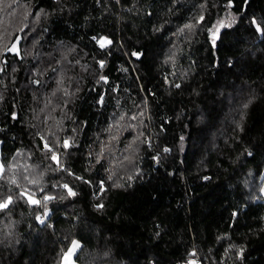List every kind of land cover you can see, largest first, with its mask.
<instances>
[{
  "label": "trees",
  "instance_id": "trees-1",
  "mask_svg": "<svg viewBox=\"0 0 264 264\" xmlns=\"http://www.w3.org/2000/svg\"><path fill=\"white\" fill-rule=\"evenodd\" d=\"M19 1L47 17L1 64L0 264H264V0Z\"/></svg>",
  "mask_w": 264,
  "mask_h": 264
},
{
  "label": "rangeland",
  "instance_id": "rangeland-1",
  "mask_svg": "<svg viewBox=\"0 0 264 264\" xmlns=\"http://www.w3.org/2000/svg\"><path fill=\"white\" fill-rule=\"evenodd\" d=\"M47 17L45 14H38L35 15L33 8L29 5L20 2L19 0H0V71L1 64L3 60L8 57L4 56V52H9L11 54H19L21 57L23 56V52L21 51V45L23 42V39L17 38V36L20 34L23 38V35L25 34L26 37H29L31 42H37V31L39 30V26L42 23V21ZM225 20H222L218 22V25L216 28L213 29V34H218L220 29L223 26V23ZM29 28V29H27ZM105 43V46H107V40L103 39L101 40ZM36 47H32L30 51L26 52V58L30 59L31 53H33L34 49ZM11 49V51H9ZM60 51V52H59ZM77 49L75 47L70 46H58V57L57 61L61 62L64 61L65 67L62 72H60V80H64L68 78V67L69 62L73 61V58L76 57V62L81 61V58L76 54ZM50 62V60L48 59ZM73 65V64H72ZM44 66H47V62H44ZM43 67V66H42ZM73 73V70H71ZM62 84V83H61ZM122 117V116H121ZM55 127H59L61 123L60 120H55ZM144 121V119L141 117V115H134L132 113H126L124 117L119 119V122L117 125L121 126V134L129 132V130L135 131L136 135L138 134L134 128L135 125L140 124V122ZM57 130H52L50 132V135H55ZM139 140V137L134 141L132 144L131 150L136 153L138 144L137 141ZM116 141V140H115ZM114 140H111L112 142V152L113 155L116 154L118 156L119 147L117 143L115 144ZM123 148H121V152L124 155V162H123V168L125 171L128 170V162L131 160V150H127L123 153ZM1 158V154H0ZM118 158V157H117ZM113 162H116V160H113ZM0 166H2V163L0 161ZM3 167H0V174L2 173ZM262 195L264 196V182L262 187ZM80 244L78 243V247L73 248L72 244L69 248V250L64 254L62 258L61 264H76L74 261V257L79 249Z\"/></svg>",
  "mask_w": 264,
  "mask_h": 264
},
{
  "label": "snow or ice",
  "instance_id": "snow-or-ice-1",
  "mask_svg": "<svg viewBox=\"0 0 264 264\" xmlns=\"http://www.w3.org/2000/svg\"><path fill=\"white\" fill-rule=\"evenodd\" d=\"M201 19H203V17H201ZM185 27H192V26H191V25H186ZM108 43H110V41H109ZM100 46H101L102 48L105 47V43H104L103 41H100ZM9 51H11V49H9ZM133 55H137V54H136V53H133ZM101 67H103V62H101ZM178 86H179V85H177V87H178ZM53 158H55V157H53ZM0 167H2V166H0ZM13 183H15V181H13ZM33 183H35V181H33ZM64 187L67 188V185H64ZM69 191H71V190H69ZM47 199H51V197H45V200H47ZM11 201H12V197L9 196V197L7 198V200H5L4 202L0 203V208H5V207H7L8 204L11 203ZM33 203H38V201H33ZM72 247H73V248L78 247V242H77V241H73V242H72Z\"/></svg>",
  "mask_w": 264,
  "mask_h": 264
}]
</instances>
